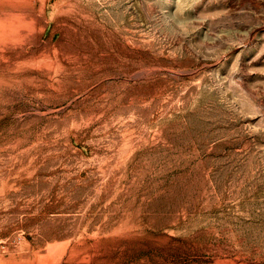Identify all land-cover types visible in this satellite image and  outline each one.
Here are the masks:
<instances>
[{
  "label": "rangeland",
  "instance_id": "rangeland-1",
  "mask_svg": "<svg viewBox=\"0 0 264 264\" xmlns=\"http://www.w3.org/2000/svg\"><path fill=\"white\" fill-rule=\"evenodd\" d=\"M17 10L0 264H264V0H0V21Z\"/></svg>",
  "mask_w": 264,
  "mask_h": 264
},
{
  "label": "bare ground",
  "instance_id": "bare-ground-1",
  "mask_svg": "<svg viewBox=\"0 0 264 264\" xmlns=\"http://www.w3.org/2000/svg\"><path fill=\"white\" fill-rule=\"evenodd\" d=\"M29 27L30 13L24 10H17L9 17L0 21V43H14L29 30Z\"/></svg>",
  "mask_w": 264,
  "mask_h": 264
}]
</instances>
